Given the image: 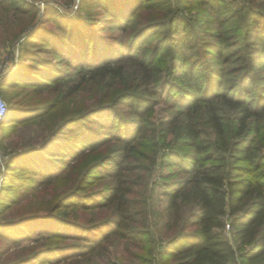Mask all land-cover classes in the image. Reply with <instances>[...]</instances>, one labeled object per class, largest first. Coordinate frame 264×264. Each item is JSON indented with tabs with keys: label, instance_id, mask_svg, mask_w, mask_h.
Here are the masks:
<instances>
[{
	"label": "trees",
	"instance_id": "1",
	"mask_svg": "<svg viewBox=\"0 0 264 264\" xmlns=\"http://www.w3.org/2000/svg\"><path fill=\"white\" fill-rule=\"evenodd\" d=\"M126 1L81 0L71 15L46 7L38 23L41 11L34 0H0V29L12 42L23 38L15 70L1 83L2 93L10 89L12 94L11 119L0 130L7 137L19 127L46 124L40 140L17 145L5 163L0 259L16 248L19 253L8 264H100L98 259L118 244L126 254L143 251V264H264V173L259 170L264 168L259 153L264 99L252 106L239 97L249 94L245 86L258 63L249 61L243 80L229 93L222 86L210 91L213 68L200 58L203 43L188 18V5ZM212 3L223 19L231 11L219 1H199ZM149 14L152 21L128 43L120 41L115 31H134ZM259 14L249 21L263 30L253 41L264 59V13ZM16 15L26 19L15 20L9 31ZM148 38L156 43L147 47ZM184 62L186 69L177 75V63ZM202 76L204 96L190 100L188 89ZM120 90L126 91L120 99L127 100L128 118L113 100ZM81 94L95 105L51 121L58 106ZM173 102V113L153 119L159 104ZM230 109L235 123H229ZM111 111L112 119L80 123ZM74 124L94 134L75 138ZM111 144L116 149L96 156ZM139 150L149 152L143 163ZM166 164L179 169L157 176L164 208L157 210L147 183L138 203L136 170ZM176 176L180 179L173 181ZM97 180L109 183L88 192Z\"/></svg>",
	"mask_w": 264,
	"mask_h": 264
},
{
	"label": "rangeland",
	"instance_id": "2",
	"mask_svg": "<svg viewBox=\"0 0 264 264\" xmlns=\"http://www.w3.org/2000/svg\"><path fill=\"white\" fill-rule=\"evenodd\" d=\"M31 1L32 0H28ZM35 3L39 9H40V15L38 23L41 21L42 17L45 14L46 7H52L56 8L58 11H62L64 14H73L75 11L78 10L79 5L81 3V0H34ZM139 1V0H137ZM154 1V0H153ZM158 1V0H155ZM181 1L182 4H187L188 10L191 13L188 18L192 19L193 24L196 26V34L199 35L200 41H202L203 44L202 48L204 51L202 52V55L200 58L203 60V64L209 62L211 68H213V73L211 75L213 78V83L209 86L211 88L210 91H219L220 86H222V89L224 90V93H229L231 90L234 89V87L237 86V83L243 80V76L245 73H247L249 66V61L253 59L258 63V69L253 72V77L251 78V82H248L245 86V89H247V95H240V99H245L251 103L252 106L255 105L256 102L261 101L264 96V59L262 58V52L261 49L257 46L256 42L253 41L255 36L258 33L263 32L261 30L262 28H258L257 24H252L251 21H249V17H260L261 14L264 13V0H205L211 2L219 1L221 3H225L228 7H230L231 11L224 17L223 14H220L217 10L216 3L207 4V5H200V0H170L171 6L173 5L176 7L178 5V2ZM126 4H131V0H127L125 2ZM152 3V0L151 2ZM153 9V6H150ZM56 10V11H57ZM151 11V10H150ZM148 13H153V12ZM12 21L9 25H11L8 30L13 31L15 24L14 21L18 19H26V16H12ZM153 17L149 14L145 16V19L140 22V25L136 26L134 31L127 30L126 32H119L115 31L116 34L119 35L120 41L128 43V41L131 39L130 37L133 36L139 29H141V26L143 23H147L152 21ZM198 20V22H195ZM264 27V23L262 26ZM114 33V31H112ZM165 33V32H163ZM147 38V36L145 37ZM23 41V38L12 42L11 36L9 35V32L5 29H0V96L3 98V100L6 103L7 110L8 109V97L12 94V91L5 90L4 93H2L1 83L7 79L8 76L15 70V67L17 65L18 59H19V45ZM146 40L139 41V43H142ZM148 41L146 43V46L149 47L153 42L148 38ZM154 45V44H153ZM214 46V47H212ZM192 59V57H191ZM186 63H177L176 71L177 75H179L182 71H184L186 68ZM198 67V66H197ZM197 71V70H196ZM200 72H203V69L200 70ZM198 72H194L193 75H196ZM204 73V72H203ZM202 74V73H201ZM202 77H199V82H195L190 88L189 96L190 100L193 99V96L200 95L203 97L204 93L203 90L204 87L202 86V81L204 80ZM253 81V82H252ZM243 86V85H242ZM208 87V84H207ZM150 92H147L149 96L150 93L155 91V87L152 89L149 88ZM139 91V90H138ZM140 92V91H139ZM126 91L120 90L116 96L113 98L114 101H119L117 104V109L125 115V117L128 118L130 116V109L127 108V106L124 105L126 103V99H120L121 95H125ZM147 93H144V95H147ZM82 96H74V98L67 102L66 104H63L58 106L57 109L53 111L51 116V121H57L56 119H62L70 117L71 115L79 114L81 111L95 105V101L93 102L89 98H86L84 94H81ZM118 99V100H117ZM106 101V100H104ZM107 102V101H106ZM176 104L173 103H161L157 107V110L154 112L153 119L156 121L161 120L162 118L168 116L170 113H173L176 108ZM74 108V109H73ZM114 111V110H112ZM107 112L102 114H96L94 116L89 117L88 119L80 122V123H89V121H93L91 123L95 122H102L106 118H111L114 116L113 112ZM227 117L231 116L229 123H235V111L230 109V111L227 113ZM109 115H113L112 117ZM108 116V117H106ZM11 117L7 115L6 120L4 122H9ZM93 119V120H91ZM39 123V122H35ZM40 123H47V121L43 120V122ZM264 123V122H263ZM45 125H37V124H30L28 126L19 127L14 133H11L10 136L5 137L3 133L0 130V150L3 153V160L0 165V177H1V168L4 167L5 170V163L7 159L9 158L11 152L13 149L19 145L25 146L27 144H30L32 141H37L44 136V128ZM74 128L75 138L81 134L84 133V136H91L94 134L93 130H87L86 126H83V124L71 126ZM72 129H68L67 134H70V131ZM87 130V132H86ZM99 130V129H98ZM105 133V132H104ZM101 134V133H98ZM260 142V150L259 153L264 156V133L262 136L259 137ZM112 145V149H106L103 148L97 154L96 156H102L104 154H107L109 151H112L116 149L117 146ZM139 163H143L144 158H142L144 155L145 159L147 160V151L139 150ZM259 154V155H260ZM94 157V160H98V157ZM93 158H90L88 161H91ZM88 164H83L82 166L87 169ZM83 168V169H84ZM179 169L178 167L166 164L165 166L161 167V165H152L149 168L141 167L139 170H136L134 176L132 177L133 180H137L140 184L139 188V194L133 196L138 203H141L142 196L145 192L146 185L148 187V191L152 192V196L154 197V203L156 204L157 210L161 211L165 204H166V197L164 194L163 189V182L160 180L159 177H157L161 172H169V171H175L177 172ZM261 172L264 173V168L259 169ZM5 173V172H4ZM240 174L235 173L234 177H239ZM243 176H247V174H243ZM75 179L79 177V174L74 175ZM2 181L4 179V176L2 175ZM180 176H176L173 178V181L179 180ZM95 185L90 186L88 188L89 191H97L102 189L104 185H108L109 181L104 180L101 182L100 180L94 181ZM159 183V186H153L154 184ZM153 188V191L152 189ZM2 193V189L0 191V194ZM37 237V236H35ZM19 250L14 248L12 251H10L9 254L2 257L0 259V264H8L17 257V254ZM110 251L106 253L105 255L101 256L98 261L100 264H143L142 257H145V254L143 251H140L138 249H131L129 254L124 253V246L123 245H114L113 247H110ZM77 264V263H74Z\"/></svg>",
	"mask_w": 264,
	"mask_h": 264
},
{
	"label": "built area",
	"instance_id": "3",
	"mask_svg": "<svg viewBox=\"0 0 264 264\" xmlns=\"http://www.w3.org/2000/svg\"><path fill=\"white\" fill-rule=\"evenodd\" d=\"M7 115H8V110H7L6 103L3 100V98L0 96V124L2 122H4V120H6ZM3 158H4L3 153L0 150V165L2 163ZM4 172H5V170H4V167L2 166V168H1V177H2V175L4 176ZM1 177H0V191L2 189V184H3V181H2Z\"/></svg>",
	"mask_w": 264,
	"mask_h": 264
}]
</instances>
